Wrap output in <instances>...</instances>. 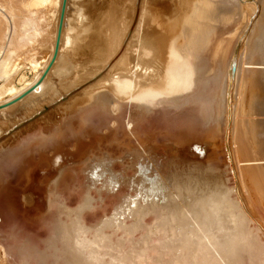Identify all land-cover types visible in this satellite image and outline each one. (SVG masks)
<instances>
[{
  "label": "bare ground",
  "instance_id": "bare-ground-1",
  "mask_svg": "<svg viewBox=\"0 0 264 264\" xmlns=\"http://www.w3.org/2000/svg\"><path fill=\"white\" fill-rule=\"evenodd\" d=\"M223 1L228 3L229 0ZM230 1L241 10L245 25L237 33L227 61L217 65L223 67H218L214 75L207 78L205 66L200 65L203 55V59L197 61L200 56L197 52H202L199 42L206 44L211 31V0H118L115 7H118L120 23L106 35L104 47L101 46L106 52V59L101 57L103 66L124 43L126 46L116 63L112 64L116 69H107L102 79L94 81L95 84L90 82L93 85L87 86L84 91L94 96L92 106L103 120H107L109 110L120 113L126 105H129L132 122L144 120L157 106L180 107L178 103L181 99L197 106V112L209 122L212 120L215 123L220 110L223 120L221 146L229 184L214 176L210 187L196 184L197 188H194L177 179L168 184L164 177V181H157L152 175L142 173L137 176L139 179L136 177V183L132 177L126 179V183L122 181L127 188L134 189V194L119 195L121 197L112 204L109 212L87 224V213L94 201L92 192L97 197L103 190L113 193L114 189L109 186L115 183L90 177L88 168L81 169L77 178L70 179L73 184L71 189L65 181L55 186L56 175L46 178L42 189L44 200L37 198L33 202L35 212L39 213L35 216H38L36 219L40 222L41 233L34 237L27 234L21 239L10 230L7 233L9 243L0 242L1 261H8L9 264H264V220L253 211L247 186V182L255 186L258 204L264 201V142L256 141V147L244 146L241 137L248 132L241 137V134L236 135L240 108L238 98L243 95L240 91L243 70L240 58L262 18L264 5L259 0ZM69 2L67 0L59 56L72 49L85 18L83 9L76 6L74 17H69L72 22L69 21ZM20 3L24 13H20V21L16 24L14 19L18 15L15 8L9 2L0 1V20L5 26L0 32V107L29 90L39 79L41 65L47 64L48 60L39 62L33 53L26 58L23 49L35 45L44 32L47 37L52 36L51 55L55 48L62 0H22ZM127 36L130 38L126 42ZM258 37L259 43L256 46L253 43L255 47L252 51L264 47V35L261 33ZM238 43L240 48L234 56ZM23 55L25 65L20 66ZM194 60L199 64H195ZM101 64L88 67L91 75L107 66L102 67ZM25 69L29 72L27 79H24ZM17 80L21 82L18 87L15 85ZM41 81L42 76L39 83ZM207 87L211 91L208 101L204 98ZM52 95L49 89L44 98H51ZM241 104L243 118L258 114L252 108L247 114L244 103ZM30 109L31 103L24 100L18 114L7 115L8 108L4 110L5 114L0 112V135L6 131L4 125L17 118L22 111ZM104 109H109L107 115ZM242 121L249 127L254 123L251 119L244 118ZM235 136L241 141L237 142ZM234 140L236 144L233 146L240 147H237V154L231 152ZM142 162H135L134 165L138 164L141 168L139 164H142L147 168L148 165ZM58 170L59 166L52 167L51 172ZM7 182L2 185V192L8 187ZM1 183L2 179L0 187ZM31 193L22 192L24 206L32 203ZM1 198L3 206L11 209L9 198L4 194Z\"/></svg>",
  "mask_w": 264,
  "mask_h": 264
},
{
  "label": "rangeland",
  "instance_id": "rangeland-1",
  "mask_svg": "<svg viewBox=\"0 0 264 264\" xmlns=\"http://www.w3.org/2000/svg\"><path fill=\"white\" fill-rule=\"evenodd\" d=\"M0 1L2 3L9 2L15 8L18 17L14 19V22L18 24L20 13H24L21 8L22 3H20L22 0ZM117 1L70 0L67 19L72 22V18L69 17H74L76 6L83 9V17L85 16V18L82 19L80 31L72 49L60 53V56L57 53L56 61L40 83L39 80L54 54V52L52 55L50 53L53 44L52 36L47 37V33L44 32L42 37H39L38 42L34 43L37 47L32 45L34 49L31 46L23 49L25 50L24 54L27 55L21 56L22 61L20 63L22 65L20 66L25 65L23 58H27L31 53L36 56L39 62L48 61L46 66L41 65L38 81L18 97L20 98L28 92L23 98L11 106L0 108V112L4 114L8 108L6 114L15 115L18 114L24 100L31 103L30 110L22 111L17 118H13V121L10 120L9 124L4 125L5 130L8 131L13 126H11L13 122H19V119L25 117L28 118L34 112L41 110L42 107L53 106L46 114L0 140V166L2 167H0V179H2L0 187V242L3 244L9 243L7 233L10 230L17 233L21 239L27 234L34 237L35 234L39 235L41 233L40 222L36 219L38 216H35L39 213L37 210L35 212L33 202L37 198L44 200V197H42L43 182L45 183L46 178L50 179L55 175L58 176L55 186H59V183L65 181V185L70 189L73 188L70 179L77 178L83 168H88L90 177L95 176L100 180H105L106 183H115L109 186L114 189L113 193L109 194L107 190H103L100 197H97L92 192L94 201L91 211L89 210L87 213V224L109 212L112 209V204L118 202V198L121 197L119 195L134 194V189L127 188V185L123 183L124 181L126 183V179L131 177L136 183V177H139L142 173L152 175L157 181H164L165 179L168 184L177 179L192 185L194 188H197V186L210 187L214 183V176L221 177L225 184H229V181H226L228 174H226L224 167V155L221 146L223 120L220 110H218L219 117L213 114L216 117V120L214 119L215 123L212 120L209 122L208 118H203L197 112V106H192L186 99H181V101L179 100L181 103L178 101V104H181L178 108L173 109L168 107L167 104H163L154 108L145 118H148L147 121L144 119L132 122L128 113L129 105H123L125 107L120 113L104 109L103 112H107L106 115L108 110L110 112L107 115V120L101 119L97 110L92 106L94 96L87 95L85 89L87 90L88 87L102 79L111 67H114L115 60L119 58L126 46V43H124L117 54L112 56L110 60L108 59L109 61L106 60L108 63L105 62L104 66L106 64L108 66L110 62L113 65L111 64L108 71L102 74L96 82H93V84L86 82L103 70V58L101 59V57L103 56L106 59V52L104 53L102 48L104 47L105 37L120 23L118 21V7H115ZM259 2L264 5V0H259ZM210 7L213 19L209 22L211 31L206 44L205 42H199V45H202L203 48L202 52H197L200 53V56L198 55L200 59L198 58L197 61L204 58L203 62L201 60L200 65L205 66L204 72L207 78H210L215 73L214 71L223 65V62L227 61L236 41L237 33H240L245 25L241 10L234 6L230 0L228 3L223 0H211ZM2 24L4 22L0 20V32L5 27ZM261 33L264 35V6L262 18L250 41H248L250 43H247L242 58H240L241 69H243L241 70L242 75L240 72V83L242 82L240 91L243 92V95L238 98V108H240L238 109L239 118L237 117L239 122H236L238 124L236 135L241 134L239 135L241 137L245 132H248V134L241 137L243 142L240 138L236 136L235 138L237 142L241 141L242 145H251L252 147H256L258 142H264V47L252 51L258 45V35H261ZM129 38L127 36L126 42ZM254 42L255 46L253 45ZM31 48L35 51L30 50ZM26 49L30 50V53ZM96 58L98 59L97 62ZM99 61L102 62V64L100 62L102 70L100 69L97 73L91 75L92 72L89 68L95 67L97 64L99 66ZM197 61L194 60V63L198 65L199 62ZM220 62L221 65L217 67ZM114 68L116 69V67ZM23 73H26L24 79H27L29 76L28 70H23ZM23 73L21 74L23 75ZM20 83L17 80L16 87L20 86ZM252 84L255 85L252 86ZM209 87L206 90H209ZM49 89L52 90V97L44 98L46 91ZM208 90L204 94L206 100H209L211 96L209 95L211 91ZM69 93L70 95L67 96ZM206 95H209V97H206ZM64 96L67 97L62 99ZM239 99H241V103H244L243 106L244 109H247V114L251 112V108L256 110H253V112L258 113L254 116L244 117L253 120L254 123L250 125L251 127L242 121L244 118L242 117V104H239ZM216 102L218 101L216 100ZM124 109H126V112ZM238 128H240L239 131ZM234 144H236L235 140L231 144V152L237 154L239 145H235V147ZM254 144L256 145L254 146ZM255 150L258 152L257 149ZM137 159L140 161H135ZM135 162L145 163L148 167L144 168L142 164H139L140 168L138 164H136L137 166L134 165ZM56 166H59V170L51 172L52 167ZM166 179L169 180L166 181ZM5 182L9 184L6 190L2 192V185ZM196 184L198 185L196 186ZM261 185L263 187V184ZM247 186L249 196L251 195L249 199L252 202V209L264 220V201H261L262 204H258V191L255 190V186L251 182H247ZM120 189H122L121 194H119L121 191H118ZM24 191L32 192L33 201L29 206H24L21 200V194ZM2 194L11 201V209H7L1 203ZM0 264L9 263L0 259Z\"/></svg>",
  "mask_w": 264,
  "mask_h": 264
},
{
  "label": "water",
  "instance_id": "water-1",
  "mask_svg": "<svg viewBox=\"0 0 264 264\" xmlns=\"http://www.w3.org/2000/svg\"><path fill=\"white\" fill-rule=\"evenodd\" d=\"M66 4H67V0H62L60 14H59V20H58V26H57V32H56L54 54L52 56V59H51L49 65H48V67L46 68V70L42 74V79H44L46 77V75L48 74L49 70L51 69L52 65L55 62V59H56V56H57V53H58L59 44H60V38H61V32H62V28H63V25H64V16H65V12H66ZM239 48H240V43H238L236 45V48H235V51H234V56L237 55ZM111 64L112 63L110 62L108 64V66H106L100 73H98L93 78L87 80L86 82H89L90 83V82L96 81L98 78H100L102 76V74H104L106 72V70L109 68V66ZM74 91H76V90H74ZM74 91H72V92H74ZM70 93L67 94V96L70 95ZM67 96H64L62 99L66 98ZM19 100H20V98H18L16 100H13V101L9 102L8 104H5L4 106H1L0 108L11 106V105L15 104L16 102H18ZM52 106L53 105L44 106V107H42L41 110H38L37 112H35L31 116H29L28 118L23 119V120H20L13 127H11L8 131H6L5 133L1 134L0 135V140L3 139V138L8 137L10 134H12L13 132H15L16 130L21 129L22 127H24L28 123H30V122L34 121L35 119L39 118L40 116L46 114L51 109ZM228 121H230V119ZM227 124H229V122Z\"/></svg>",
  "mask_w": 264,
  "mask_h": 264
}]
</instances>
